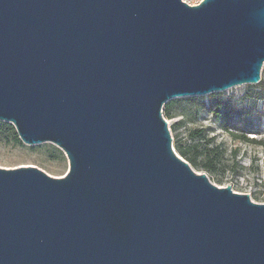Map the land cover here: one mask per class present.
Segmentation results:
<instances>
[{
    "label": "water",
    "instance_id": "obj_1",
    "mask_svg": "<svg viewBox=\"0 0 264 264\" xmlns=\"http://www.w3.org/2000/svg\"><path fill=\"white\" fill-rule=\"evenodd\" d=\"M263 63L264 0H0V121L68 161L0 167V264H264V202L195 171L162 114Z\"/></svg>",
    "mask_w": 264,
    "mask_h": 264
},
{
    "label": "rangeland",
    "instance_id": "obj_2",
    "mask_svg": "<svg viewBox=\"0 0 264 264\" xmlns=\"http://www.w3.org/2000/svg\"><path fill=\"white\" fill-rule=\"evenodd\" d=\"M260 76L264 80V63ZM214 94L224 103L216 111L207 106L198 108L196 101L187 100L194 97L199 103L207 102ZM190 97L176 98L178 101L173 117H164L170 129L173 148L175 143L197 146L201 154L199 161L210 158L217 164L214 176L221 178V182L217 183L213 177L209 178L211 182L221 187L230 185L233 191L247 193L257 203L264 202V144L233 138L221 127L226 110H244L256 130L246 133V136L264 140V82L262 85L239 84L219 92ZM231 129L235 132L242 130L239 123ZM196 131H200V135L190 138L191 133ZM58 150L50 142L36 145H27L22 141L18 143L13 139V134L7 132L0 136V167L34 165L53 177H61L68 170V161L64 153ZM192 168L205 172L200 167Z\"/></svg>",
    "mask_w": 264,
    "mask_h": 264
},
{
    "label": "trees",
    "instance_id": "obj_3",
    "mask_svg": "<svg viewBox=\"0 0 264 264\" xmlns=\"http://www.w3.org/2000/svg\"><path fill=\"white\" fill-rule=\"evenodd\" d=\"M263 82L264 80L262 78L258 84L262 85ZM215 95L216 94H214L212 98L209 99L207 102L201 101L199 103V101H197V99L194 97L187 98V100L194 101V102L196 101L197 103L196 107L198 108H205V106H207V107L214 109V111H216L217 109L223 107L224 103L220 98L217 97V95L216 96ZM177 101H178L177 99H173L163 105L162 114L164 117L166 118L173 117V111L176 108L175 104ZM237 123H239V125L241 126L242 130H240V132H235L231 129V127L233 126L236 127ZM221 127L223 130L228 132L233 138H240L246 142H253V143L257 142V143L264 144V140H255L254 138H249L248 136H246V133H252V131H256V130L254 129V125L252 124V122L248 120L247 112H245L244 110H241V111H236L232 109L226 110L224 113L223 122L221 124ZM7 132H10L13 134V139L16 142L19 143L21 141L12 124L8 122L0 121V136ZM196 132L197 134H195ZM196 132H192L190 135V138H194L200 135L199 134L200 131L199 132L196 131ZM174 147L176 149V152L184 160H186L190 164L191 167H200L202 170H204L209 175V178L213 177V179L215 178L217 183L221 182V178L214 176L216 174V165H217L216 162L210 158L199 161L198 157L201 154L198 152L197 146H183L178 143H175ZM190 150H192V154L190 153ZM58 152L61 154L63 153L61 152V150H58Z\"/></svg>",
    "mask_w": 264,
    "mask_h": 264
},
{
    "label": "built area",
    "instance_id": "obj_4",
    "mask_svg": "<svg viewBox=\"0 0 264 264\" xmlns=\"http://www.w3.org/2000/svg\"><path fill=\"white\" fill-rule=\"evenodd\" d=\"M181 1L189 6H195L198 5L202 0H181Z\"/></svg>",
    "mask_w": 264,
    "mask_h": 264
}]
</instances>
